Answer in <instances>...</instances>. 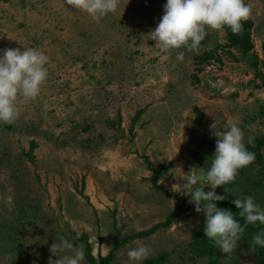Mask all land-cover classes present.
<instances>
[{
    "label": "rangeland",
    "instance_id": "374dc122",
    "mask_svg": "<svg viewBox=\"0 0 264 264\" xmlns=\"http://www.w3.org/2000/svg\"><path fill=\"white\" fill-rule=\"evenodd\" d=\"M166 3L120 0L116 12L96 22L66 0H0V57L5 49L35 48L49 58L39 96L15 123L0 122V264H48L59 258L49 251L57 237L82 234L95 257L107 256L118 233L122 240L166 221L173 195L186 198V213L167 229L128 241L111 264L208 263L193 247L206 214L172 187L193 169L207 172L215 132L229 121L242 129L245 146L264 140V0H245L252 5L256 66L251 54L230 55L226 47L217 50L222 63L198 66L196 56L227 41L224 30L210 28L197 50H172L163 59L149 34ZM260 153L263 163L238 171L229 198L252 196L264 208V146ZM149 167L167 168L157 185L168 193L153 187ZM140 245L150 256L131 261L128 251ZM216 260L257 264L238 240L229 254L219 249Z\"/></svg>",
    "mask_w": 264,
    "mask_h": 264
},
{
    "label": "clouds",
    "instance_id": "9594fccd",
    "mask_svg": "<svg viewBox=\"0 0 264 264\" xmlns=\"http://www.w3.org/2000/svg\"><path fill=\"white\" fill-rule=\"evenodd\" d=\"M66 4L87 13L99 22L109 13L116 12L120 0H66ZM252 5L245 0H167L164 15L157 27L149 34L156 42L163 59L170 58L172 50H197L205 39L206 28L222 31L225 27L233 33L242 30L243 23L251 18ZM184 51H177L176 58L184 59ZM49 58L35 48L5 49L0 57V122L15 123L26 103L35 100L48 78ZM214 127V125H213ZM216 150L210 168L204 175L193 170L185 175L182 185H173L172 190L190 197L197 213L206 214L205 236L213 241L221 252L231 253L237 240L245 233L248 225H264V208L252 196L232 201L239 209L236 218L231 210L217 208V203L226 199L215 191L236 179L238 171L255 160L244 143V133L237 122L229 121L227 130L215 132ZM251 143V140H249ZM210 187L212 191L204 189ZM78 239V237H77ZM252 250L264 248V230L252 237ZM53 256L48 264H84L85 245L75 243L65 237H57V242L49 248ZM58 253H65L58 255ZM151 254L144 245L130 249L127 253L131 261H143Z\"/></svg>",
    "mask_w": 264,
    "mask_h": 264
},
{
    "label": "trees",
    "instance_id": "16d2710c",
    "mask_svg": "<svg viewBox=\"0 0 264 264\" xmlns=\"http://www.w3.org/2000/svg\"><path fill=\"white\" fill-rule=\"evenodd\" d=\"M252 29H253V23L250 20L249 21L247 20L246 22L243 23L242 30L239 33H233L229 28L225 27L223 30L225 31V34H226V40H227L226 44L224 46L218 45L214 48V50L206 51L202 55L196 56L195 60H196L197 65L204 66L207 64H211L210 62L212 61L214 63H222L223 59L221 56L217 55V50L220 48L226 47L228 48V53L230 55H231L232 50L234 49L238 50L244 55L251 54L252 64L253 66H256L258 62V57L257 55L253 54L255 45L252 39ZM194 78L198 82V78L196 76H194ZM263 85H264V82H263ZM195 110L197 111L196 112L197 119L201 121L203 117L202 114L200 113V111H198V109H195ZM144 112H145V109H140L137 111L136 116L132 120L131 126L135 125V123L138 121V119ZM119 123H120V119H119ZM131 132H132V128H131ZM262 146H264V140H257L254 144L246 146L250 152H253L255 154V160L252 163H255V162L259 164L263 163V160H262L263 157L260 153V149L262 148ZM36 148H37L36 143L32 142L31 150H30V153L28 154V158L30 160L33 159L32 152ZM149 168L154 172L153 177L150 179V181L153 184V187H155L157 190H161V191H164L165 193H168L164 189L163 186L157 185L159 178L164 174L167 168H164L158 171H156L152 167H149ZM234 182L235 181L225 186L229 192H226L225 188L221 186L216 191V193L218 195H222L226 197L225 200L220 201L222 204L220 209L231 210L234 213V215H236V218L243 225L244 220L238 215L239 209H237L235 204L232 203L233 199L229 198L230 191L233 189V186H234ZM173 197L176 198V202L174 204L172 211L167 216L166 221L153 226L149 230H145L140 233L133 234L129 236L128 238H124L122 240H120V237H119L120 233H118V235L114 237V247L112 251L110 252V254L107 256H102V255H99L98 257L94 256L93 247H92V244L90 243L89 236L87 234H82L81 236L78 237V239L76 238L74 240L75 243L77 244L83 243L85 245L86 263L87 264H111L116 259L117 251L121 247H123L126 243H128V241L147 238L153 235L154 233H156L158 230L169 228L176 219L182 217L187 211L186 198L184 196L179 197L178 195H173ZM205 224H206V217H205V220L202 222L198 230V233H197V239H200V240H195L193 244V247L195 248L194 251L199 257H202V258L208 257L207 264H220L219 261L216 260V254L220 248L213 241L209 240L205 236V232H204ZM262 229H263V226L260 225L259 222H257L256 225H248L245 233L238 239L239 242H243L247 245L250 252H253L255 254L257 258V264H264V248L257 247V249L253 251L251 247V242H252V237L258 231H261ZM161 260H164V258L149 259L146 261L145 264H158L159 262H161ZM39 264H45V263H39Z\"/></svg>",
    "mask_w": 264,
    "mask_h": 264
}]
</instances>
